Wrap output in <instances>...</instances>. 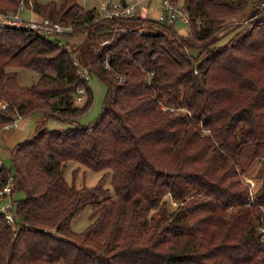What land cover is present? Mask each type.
<instances>
[{
  "label": "trees",
  "instance_id": "obj_1",
  "mask_svg": "<svg viewBox=\"0 0 264 264\" xmlns=\"http://www.w3.org/2000/svg\"><path fill=\"white\" fill-rule=\"evenodd\" d=\"M21 1L74 30L48 38L0 23V131L45 117L10 148L14 172L0 155L16 219L0 216V264H264V0H171L188 15L187 35L140 12L101 18L78 0L0 6ZM81 32L93 51L84 64L65 47ZM75 60L107 86L87 124L78 117L94 93ZM20 67L37 82L21 85ZM51 116L69 125L48 128ZM72 161L103 175L70 183ZM88 205L90 223L74 230Z\"/></svg>",
  "mask_w": 264,
  "mask_h": 264
},
{
  "label": "rangeland",
  "instance_id": "obj_2",
  "mask_svg": "<svg viewBox=\"0 0 264 264\" xmlns=\"http://www.w3.org/2000/svg\"><path fill=\"white\" fill-rule=\"evenodd\" d=\"M45 1V0H44ZM57 2H60L61 0H56ZM102 0H78V2L84 6L85 8H91V7H100ZM148 0H143L138 6H137V10H141L143 9L145 6H147ZM155 1L157 4L160 2L159 0H152ZM180 2H183V0H179ZM26 4V3H25ZM28 4V5H27ZM26 4V8L20 13L22 17H24L25 20H27L29 17H33V18H42L41 16H39L38 14H36V12L33 10V3L30 1L29 3ZM4 6V5H3ZM0 6V11H6V10H12L15 11L18 9L12 8L13 6H9V7H3ZM157 9V5L155 6V8L152 9V12L150 13H146V15L150 16V17H155L157 18L158 16V12H155ZM31 10H33V13L31 12ZM264 13V10H263ZM253 18L248 19V23L247 25L253 26L255 24V22L258 20V15L256 14H252L249 18ZM242 19V18H240ZM262 19H264V16H262ZM237 20V18H236ZM234 21L235 23H237V21ZM26 22V21H25ZM176 30H178L179 32H181L183 35H187L189 33V28L187 27V24L178 21L175 24ZM227 31V30H225ZM221 32L222 34L225 32ZM224 36L222 37V42H224L229 36H231V34H227V36L225 34H223ZM67 39V37H66ZM86 39V32H81L79 34L73 35L69 37V40L71 41V45L70 49L73 48H77V55H78V59L81 61L82 64L86 63L87 61H89L92 57L93 51L89 49V47L87 46V43L85 42ZM190 52L196 53L195 50H190ZM18 70V81L21 85L24 86H30L34 83L37 82L40 74L32 69L29 68H24V67H20L17 68ZM89 83L90 86L92 88V91L94 93V99L93 102L90 106V108L84 112L80 117H78V121L80 123L83 124H87L90 123L92 121H94L97 116L99 115L103 104L105 102V97H106V92H107V86L106 84L96 75H92L89 79ZM83 97L86 100V94L83 93ZM81 103V102H79ZM22 121V118H20L18 120V123ZM45 125L48 128H57V129H64L65 127H67L69 125L68 122L60 119V118H56V117H47L46 121H45ZM11 132V131H9ZM7 132V134L9 133ZM25 134H28L29 131H25ZM6 134V135H7ZM26 136V135H24ZM4 139V138H3ZM4 144L1 143L0 141V155L2 160L5 163V166L11 170L12 172H14V167L12 164V159H11V154H10V148L11 145L7 142V141H2ZM104 171H97V170H93L90 169L84 165H81L79 162L76 161H72L70 166H68L67 170H66V179L71 183L72 181L79 187L83 186V185H93L95 183H97L99 181V179L102 177ZM251 182L252 185H255V181H253L252 179L249 180ZM103 184L105 186H110V178L107 177L105 179V182H103ZM24 196V193L19 191L16 192L14 194V199H20ZM176 203V202H174ZM92 213V208L91 206H86V208L81 212V214L74 218L72 220L71 226L74 230L77 231H81L83 230L89 223H90V214ZM60 264V263H58Z\"/></svg>",
  "mask_w": 264,
  "mask_h": 264
},
{
  "label": "built area",
  "instance_id": "obj_3",
  "mask_svg": "<svg viewBox=\"0 0 264 264\" xmlns=\"http://www.w3.org/2000/svg\"><path fill=\"white\" fill-rule=\"evenodd\" d=\"M143 0H102L100 7L98 8L101 18H118L123 16H132L135 15L137 11V6ZM161 4V8L158 12L157 19L164 22L176 23L181 21L185 24L189 22V18L187 13L175 2L171 0H159ZM261 7L264 10V1L261 3ZM26 8V4L24 1H21L17 10H6L0 11V23L1 24H10L16 26H28L31 29L37 30L43 36L48 38H54L63 36L65 34H69L74 30L73 25L62 23L59 21H53L50 18L42 17V18H33L29 17L27 20L21 16V12ZM33 13V10H31ZM248 19L243 20L245 24L248 23ZM26 21V22H25ZM104 43V42H103ZM65 47L70 49L69 44H66ZM75 55V54H74ZM75 64L79 66V73L85 80L90 79L89 70L86 66H80L79 61L75 60ZM120 79H123L120 76ZM86 92V89L82 87L79 90V94L77 96V100L83 99V93ZM6 104H3L5 107ZM21 117H16L12 123L8 124L6 127H14L17 125L18 120ZM3 163V162H2ZM14 186V178L13 175L9 176V180L0 187V216L6 219V222L10 225H14L16 223L15 215L12 211L13 201L11 192Z\"/></svg>",
  "mask_w": 264,
  "mask_h": 264
},
{
  "label": "crops",
  "instance_id": "obj_4",
  "mask_svg": "<svg viewBox=\"0 0 264 264\" xmlns=\"http://www.w3.org/2000/svg\"><path fill=\"white\" fill-rule=\"evenodd\" d=\"M147 2H148L147 6H145L143 9H141L139 11L137 10V11L142 13V14L150 13V12H152V9L155 8L156 5H157V9L155 12H158L160 10V8H161L160 2L158 4L152 0H148ZM21 118H22V121L17 123L16 126L6 127L0 131V141L2 144H4L2 141H4V142L7 141L12 147L17 142L23 140L29 134H31L35 130L38 122L43 120L45 117H44L42 112H36V113H33L32 115H30L28 117H21ZM9 131H11V132H9ZM25 131H29L28 134H25L26 133ZM7 132H9V133L7 134ZM24 135H26V136H24ZM2 162L4 163L3 160H2Z\"/></svg>",
  "mask_w": 264,
  "mask_h": 264
}]
</instances>
